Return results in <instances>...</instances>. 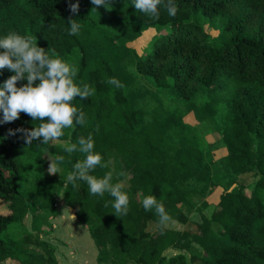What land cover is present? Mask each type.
Listing matches in <instances>:
<instances>
[{"label":"trees","instance_id":"trees-1","mask_svg":"<svg viewBox=\"0 0 264 264\" xmlns=\"http://www.w3.org/2000/svg\"><path fill=\"white\" fill-rule=\"evenodd\" d=\"M77 2L79 10L73 13L70 4ZM174 2L175 16L169 15L166 0L154 16L135 9V0H111L105 24L95 16L103 5L91 0H0V38L13 32L31 37L50 58L74 66V83L92 93L72 101L85 114V123L74 122L48 144L25 143L17 130L41 121L23 112L13 122L0 123V264H60L51 242L34 239L29 230L19 235L18 227L31 213L33 230L42 233V213L61 193L89 228L99 264H264V0ZM70 19L80 25L75 35ZM204 22L219 25V39L212 38ZM151 29L155 33L140 52L132 44ZM13 74L0 70V86ZM139 76L159 93L171 91L186 101L206 92L205 107L222 129L225 162L238 174L257 176L254 186L239 184L223 192L200 232L162 228L155 209L145 211L141 203L154 196L171 220L188 223L183 205L197 189L194 183L211 180V169L204 150L184 135L179 115L158 105L147 118L139 96L129 90ZM113 78L120 87L109 83ZM89 135L93 151L107 165L90 174L103 178L112 173V183L123 185L127 215H115L107 192L92 195L86 182H66L86 154L67 153L65 147ZM57 156L64 160L50 174V159ZM150 221L158 224L153 233Z\"/></svg>","mask_w":264,"mask_h":264},{"label":"clouds","instance_id":"clouds-1","mask_svg":"<svg viewBox=\"0 0 264 264\" xmlns=\"http://www.w3.org/2000/svg\"><path fill=\"white\" fill-rule=\"evenodd\" d=\"M95 6H105L109 10L111 0H91ZM165 0H135V9L154 16L158 15V6ZM165 6L171 16H175L178 9L174 0H166ZM70 10L77 13L79 3L70 4ZM70 34L79 32L80 25L70 19ZM7 68L14 73L0 86V111L3 113L0 123H10L19 118L21 112L29 115L33 121L39 120V126L32 129H18L24 135L25 143L31 144L33 140H42L44 144L59 140L63 136L65 128H72L74 122L77 125L85 123V114L73 106L72 101L79 97L81 100L89 98L91 90L87 85L79 87L74 83L77 69L59 58H50L43 47L33 42L31 37H24L17 33H9L0 38V70ZM19 81H26L18 86ZM120 87L116 79L109 81ZM92 136L80 137L78 144L65 147L67 153L80 151L86 154L82 161L74 164V170L66 177V182L75 185L77 180H82L88 185L92 195L101 197L107 192L112 198V207L119 218L127 215L129 198L122 191L123 185L112 183V173L103 178H97L90 173L102 164V157L95 153ZM48 167L50 174L58 172V163L64 160L63 156H57L55 161L50 159ZM124 175V173H120ZM145 211L155 209L159 217L160 226L166 227L171 217L166 213L164 206L158 203L154 196H146L141 201ZM75 218V217H74Z\"/></svg>","mask_w":264,"mask_h":264},{"label":"rangeland","instance_id":"rangeland-1","mask_svg":"<svg viewBox=\"0 0 264 264\" xmlns=\"http://www.w3.org/2000/svg\"><path fill=\"white\" fill-rule=\"evenodd\" d=\"M110 13L108 8L102 6L97 9L95 16L99 21L107 24ZM204 25L213 39H219L218 24L204 22ZM154 33V29L145 31L132 45L142 52ZM129 90L139 96L140 106L146 110L147 118H151L152 110L158 105L179 115L184 124L182 129L184 135L204 150L206 162L211 169V180L206 183H194L197 189L191 193L188 201L183 205V209L190 216V221L181 223L171 220L167 225L171 228L200 232V223L204 217L211 218L223 192L239 184L254 186L257 176L253 172L238 174L233 170L232 164L225 162L224 157L227 151L223 143L222 129L215 115L205 107L208 100L206 92H200L191 101H186L171 91L159 93L150 80L143 76L137 77L129 85ZM174 131L175 135L180 134L179 128ZM3 209L4 207L0 204V210ZM77 210L67 205L65 196L61 193L55 197L53 206L42 213L43 217L38 222L40 229L43 230L42 233L33 230L34 218L31 213L25 216L24 223L18 227V233L23 235L29 230L34 239L39 237L41 240L51 242L60 264H99L94 239L89 228L81 224L77 218ZM47 218L53 227L47 224ZM157 226L155 221H150L148 230L153 233L157 230ZM214 227L216 228L217 224H214ZM186 253L190 258L191 252ZM189 264H202V262L196 260Z\"/></svg>","mask_w":264,"mask_h":264}]
</instances>
